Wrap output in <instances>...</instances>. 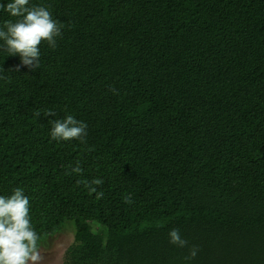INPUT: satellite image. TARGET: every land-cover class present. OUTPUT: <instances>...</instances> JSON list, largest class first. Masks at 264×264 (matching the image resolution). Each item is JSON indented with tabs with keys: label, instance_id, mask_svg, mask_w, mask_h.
Masks as SVG:
<instances>
[{
	"label": "trees",
	"instance_id": "1",
	"mask_svg": "<svg viewBox=\"0 0 264 264\" xmlns=\"http://www.w3.org/2000/svg\"><path fill=\"white\" fill-rule=\"evenodd\" d=\"M30 5L62 34L35 70L0 41V195L38 245L70 222L72 264H264V0ZM66 115L86 143L51 138Z\"/></svg>",
	"mask_w": 264,
	"mask_h": 264
},
{
	"label": "clouds",
	"instance_id": "2",
	"mask_svg": "<svg viewBox=\"0 0 264 264\" xmlns=\"http://www.w3.org/2000/svg\"><path fill=\"white\" fill-rule=\"evenodd\" d=\"M15 21L6 20L0 26V41L3 48L11 56L19 55L24 66L33 70L39 68L40 45L46 42L50 48H55L57 38L62 34V26L53 19L51 12L42 5H30V0H11L6 5H0ZM115 93V90L112 89ZM46 115H54L51 111ZM33 115L39 117V110ZM87 124L77 120L72 115L51 122L50 136L56 141L77 140L87 142ZM81 172L79 163L73 168ZM102 181L95 179L91 184L99 185ZM95 191V188L91 189ZM98 197L103 192L97 193ZM126 202H131L126 198ZM40 236L33 227L30 215V200L22 188H15L10 196L0 195V264H38L41 259L38 250ZM169 242L178 247L188 246L178 229L169 232ZM199 252L198 246H191L186 260L194 259Z\"/></svg>",
	"mask_w": 264,
	"mask_h": 264
},
{
	"label": "rangeland",
	"instance_id": "3",
	"mask_svg": "<svg viewBox=\"0 0 264 264\" xmlns=\"http://www.w3.org/2000/svg\"><path fill=\"white\" fill-rule=\"evenodd\" d=\"M74 241V225L66 223L62 229L38 245L41 259L38 264H72L67 249ZM78 264V263H76Z\"/></svg>",
	"mask_w": 264,
	"mask_h": 264
}]
</instances>
